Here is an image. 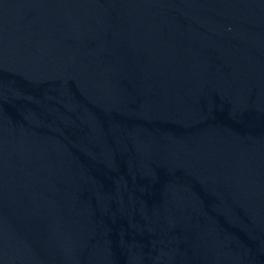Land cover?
I'll use <instances>...</instances> for the list:
<instances>
[{
  "label": "water",
  "instance_id": "1",
  "mask_svg": "<svg viewBox=\"0 0 264 264\" xmlns=\"http://www.w3.org/2000/svg\"><path fill=\"white\" fill-rule=\"evenodd\" d=\"M0 264H264V0H0Z\"/></svg>",
  "mask_w": 264,
  "mask_h": 264
}]
</instances>
